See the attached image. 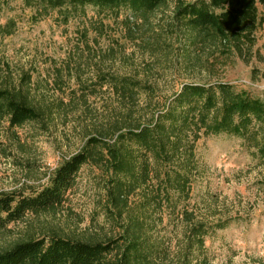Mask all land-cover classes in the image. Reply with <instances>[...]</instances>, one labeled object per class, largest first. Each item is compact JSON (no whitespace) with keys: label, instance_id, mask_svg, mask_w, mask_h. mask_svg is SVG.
Here are the masks:
<instances>
[{"label":"rangeland","instance_id":"1","mask_svg":"<svg viewBox=\"0 0 264 264\" xmlns=\"http://www.w3.org/2000/svg\"><path fill=\"white\" fill-rule=\"evenodd\" d=\"M172 7L169 2L157 10L149 24L130 19L133 40L121 23L126 12L116 18L114 12L86 7L68 17L67 10L38 12L27 0L2 5L0 25L12 22L13 31L0 36V62H7L17 78L22 72L30 74L33 101L46 114L21 127L0 122V192L41 189L64 159L119 122L123 109L110 87L101 85L103 74L153 85L155 98L167 97L186 83H226L264 101V30L256 32L254 46L241 55L210 46L187 61L181 54L187 43L173 32ZM142 41L156 44V54L146 53ZM195 153L198 171L187 208L209 221L237 220L205 237L203 254L192 264H264V163L245 140L224 134L202 137ZM109 179L92 164L83 166L62 207L54 213L27 214L0 229V250L28 238L48 241L52 233L113 239L119 245L121 222L119 209L106 195ZM181 231L175 218L153 225L149 240L158 254L152 264L180 262ZM117 252L106 260H114Z\"/></svg>","mask_w":264,"mask_h":264},{"label":"trees","instance_id":"2","mask_svg":"<svg viewBox=\"0 0 264 264\" xmlns=\"http://www.w3.org/2000/svg\"><path fill=\"white\" fill-rule=\"evenodd\" d=\"M7 1L0 0V9ZM169 2L173 32L187 43L183 60L197 58L210 46L241 55L254 46L256 32L264 30V0H27L38 12L67 10L68 17L86 7L114 12L116 18L126 12L130 17L121 20L126 27L130 19L149 24V17ZM12 26L0 25V36L12 34ZM134 34L127 27L130 39H136ZM142 42L146 53L156 54V44ZM99 79L119 97V122L64 159L41 189L0 192V229L27 214L54 213L67 200L81 168L92 164L110 175L106 195L119 209V245L113 239L52 233L48 241L28 238L0 250V264H152L158 254L149 240L152 227L168 218L181 224L178 264H192L203 254L205 237L237 220L209 221L187 208L198 171L195 147L202 137L234 136L245 140L264 163V101L226 83H186L167 97L155 98L156 88L142 80L114 74ZM30 85V74L22 72L17 78L7 62H0V122L15 128L43 118L46 109L34 103ZM260 185L264 187V177ZM116 249V258L106 260Z\"/></svg>","mask_w":264,"mask_h":264}]
</instances>
